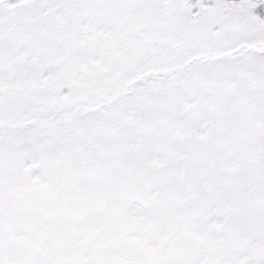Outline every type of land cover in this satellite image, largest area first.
Returning <instances> with one entry per match:
<instances>
[{
  "label": "snow or ice",
  "instance_id": "1",
  "mask_svg": "<svg viewBox=\"0 0 264 264\" xmlns=\"http://www.w3.org/2000/svg\"><path fill=\"white\" fill-rule=\"evenodd\" d=\"M0 264H264V0H0Z\"/></svg>",
  "mask_w": 264,
  "mask_h": 264
}]
</instances>
